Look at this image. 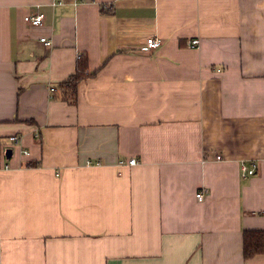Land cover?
Wrapping results in <instances>:
<instances>
[{"label":"crops","instance_id":"0c3cea01","mask_svg":"<svg viewBox=\"0 0 264 264\" xmlns=\"http://www.w3.org/2000/svg\"><path fill=\"white\" fill-rule=\"evenodd\" d=\"M52 1L0 0V264H264V0Z\"/></svg>","mask_w":264,"mask_h":264},{"label":"trees","instance_id":"16d2710c","mask_svg":"<svg viewBox=\"0 0 264 264\" xmlns=\"http://www.w3.org/2000/svg\"><path fill=\"white\" fill-rule=\"evenodd\" d=\"M91 74L86 55L80 56L76 73L60 88L54 89V98L63 99L70 104H77L79 84ZM243 253L246 259L264 254V230H247L243 233Z\"/></svg>","mask_w":264,"mask_h":264},{"label":"built area","instance_id":"2783aa9c","mask_svg":"<svg viewBox=\"0 0 264 264\" xmlns=\"http://www.w3.org/2000/svg\"><path fill=\"white\" fill-rule=\"evenodd\" d=\"M65 1L66 0H53L52 1V6L56 7V6L63 5ZM45 18H46V16H45L44 13H37V14H34V15L26 16L25 17V22L27 24H29L30 26L39 27V26L43 25V23L45 21ZM40 41H41L42 44H44L48 48L53 46L52 45V41H50L47 38H41ZM199 43H200L199 39H192V40H190L188 42V46L191 47V48H196L199 45ZM161 45H162V41L159 40V39H156V38H150L147 41V46H148L149 50H155V49L159 48ZM11 141L13 142V144H17L19 139H18L17 136H14V137H11ZM25 154H28V152H25ZM218 159H220V157H218ZM124 163L129 165V166H136V165H138L139 162H138L137 159H130L127 162H124ZM124 163L122 161L120 162V164H124ZM87 164L88 165H92L93 163L91 161H89ZM7 169H9L8 165H6V164L3 165V166L0 165V171L1 170L5 171ZM241 170H242V176L244 178L255 176L257 174V172H258L256 164H253L252 166H248L246 163H243L242 167H241ZM204 198H205L204 191H201V192L197 193V199L199 201H203Z\"/></svg>","mask_w":264,"mask_h":264},{"label":"water","instance_id":"95a60500","mask_svg":"<svg viewBox=\"0 0 264 264\" xmlns=\"http://www.w3.org/2000/svg\"><path fill=\"white\" fill-rule=\"evenodd\" d=\"M13 150L12 149H8L7 151H6V153H5V155H6V158L7 159H11V157L13 156Z\"/></svg>","mask_w":264,"mask_h":264}]
</instances>
